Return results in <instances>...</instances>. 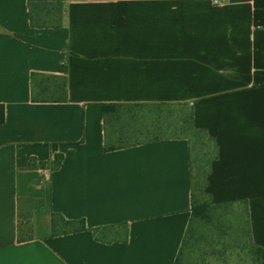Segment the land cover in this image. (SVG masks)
I'll return each instance as SVG.
<instances>
[{
	"label": "crops",
	"instance_id": "0c3cea01",
	"mask_svg": "<svg viewBox=\"0 0 264 264\" xmlns=\"http://www.w3.org/2000/svg\"><path fill=\"white\" fill-rule=\"evenodd\" d=\"M31 72L64 77L66 99L32 101ZM151 101L191 105L217 144L210 201H246L264 247V0H67L56 28L0 0V264H174L188 140L104 148L103 103ZM57 154L55 168L27 166ZM54 212L85 228L53 232ZM122 223L125 240L93 233Z\"/></svg>",
	"mask_w": 264,
	"mask_h": 264
},
{
	"label": "trees",
	"instance_id": "16d2710c",
	"mask_svg": "<svg viewBox=\"0 0 264 264\" xmlns=\"http://www.w3.org/2000/svg\"><path fill=\"white\" fill-rule=\"evenodd\" d=\"M67 0H27L29 24L34 28H56L62 25ZM32 101H63L66 99V81L55 74L31 72ZM3 107L0 104V121ZM104 148L106 150L138 144L147 140L184 137L189 143L191 176V215L174 264H191L190 258L197 241L196 234L204 225H214L220 238L232 229L239 247L246 255L245 264H264V247L252 242L246 201L212 203L205 191L210 163L217 156L213 136L192 124L191 105L180 101L105 102L103 103ZM61 155L52 161L35 158L28 167L55 168ZM53 232L85 228L83 219H65L54 212L51 215ZM23 226L29 230L28 221ZM120 228V230H118ZM127 227L104 225L93 228L95 237L102 241L125 240Z\"/></svg>",
	"mask_w": 264,
	"mask_h": 264
},
{
	"label": "rangeland",
	"instance_id": "374dc122",
	"mask_svg": "<svg viewBox=\"0 0 264 264\" xmlns=\"http://www.w3.org/2000/svg\"><path fill=\"white\" fill-rule=\"evenodd\" d=\"M120 230V228H118ZM214 225H204L196 234L197 241L191 254V264H245L246 255L232 229L222 239L215 237Z\"/></svg>",
	"mask_w": 264,
	"mask_h": 264
},
{
	"label": "built area",
	"instance_id": "2783aa9c",
	"mask_svg": "<svg viewBox=\"0 0 264 264\" xmlns=\"http://www.w3.org/2000/svg\"><path fill=\"white\" fill-rule=\"evenodd\" d=\"M212 1V3H219V2H221L222 0H211Z\"/></svg>",
	"mask_w": 264,
	"mask_h": 264
}]
</instances>
